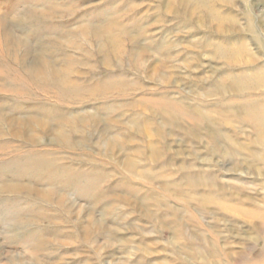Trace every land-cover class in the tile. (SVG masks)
Here are the masks:
<instances>
[{
  "label": "rangeland",
  "instance_id": "obj_1",
  "mask_svg": "<svg viewBox=\"0 0 264 264\" xmlns=\"http://www.w3.org/2000/svg\"><path fill=\"white\" fill-rule=\"evenodd\" d=\"M0 264H264V0H0Z\"/></svg>",
  "mask_w": 264,
  "mask_h": 264
},
{
  "label": "bare ground",
  "instance_id": "obj_2",
  "mask_svg": "<svg viewBox=\"0 0 264 264\" xmlns=\"http://www.w3.org/2000/svg\"><path fill=\"white\" fill-rule=\"evenodd\" d=\"M217 1V0H216ZM219 1V0H218ZM241 92V91H240ZM254 94V93H253ZM231 95V94H230ZM226 96H227V94H226ZM247 108V107H246ZM242 115V114H241ZM21 123V122H20ZM26 126V125H25ZM21 128H24L23 127V125H22V127ZM26 130V129H25ZM24 131V130H23ZM22 134V133H21ZM32 139V138H31ZM45 194V193H44Z\"/></svg>",
  "mask_w": 264,
  "mask_h": 264
}]
</instances>
